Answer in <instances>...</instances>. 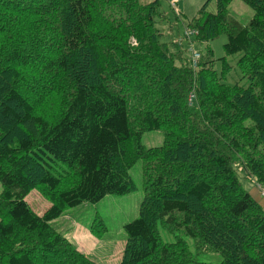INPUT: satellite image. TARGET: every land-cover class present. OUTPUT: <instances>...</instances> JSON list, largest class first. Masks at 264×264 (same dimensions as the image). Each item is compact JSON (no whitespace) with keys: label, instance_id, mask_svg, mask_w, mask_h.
<instances>
[{"label":"trees","instance_id":"trees-1","mask_svg":"<svg viewBox=\"0 0 264 264\" xmlns=\"http://www.w3.org/2000/svg\"><path fill=\"white\" fill-rule=\"evenodd\" d=\"M161 1L0 0V264H97L51 223L133 191L137 161L143 198L119 264H264V210L236 172L264 191V0H240L244 25L232 0L188 20L196 43L225 36L221 76L210 49L193 69L161 41ZM234 55L246 86L223 82ZM151 131L161 146L141 145ZM34 189L50 203L40 216Z\"/></svg>","mask_w":264,"mask_h":264},{"label":"rangeland","instance_id":"rangeland-1","mask_svg":"<svg viewBox=\"0 0 264 264\" xmlns=\"http://www.w3.org/2000/svg\"><path fill=\"white\" fill-rule=\"evenodd\" d=\"M205 3H207V11L215 13L214 0H178V3L175 0L173 11L170 10V5L167 2L162 0L161 6L167 12V21L160 24L158 28L163 33L161 39L163 42L170 43L176 42L178 39L182 40L179 43V48L183 56L188 59L193 51H198L203 55L207 49H210L212 51V59L215 60L214 69L221 76L223 69V61L221 59L226 57L223 50V45L226 41L225 36H221L207 45L194 42L193 37L188 41L183 38L188 20L193 18ZM175 12H179L180 15L175 14ZM228 12L229 17L243 25L248 23L254 14L253 10L240 0H232L229 4ZM239 57L240 55L227 57L226 61L230 68L225 72L223 82L228 84L238 83L246 86L248 80L239 78L241 76L240 70L236 65V60ZM140 143L146 148L159 147L163 144V133L161 131L145 132L141 136ZM236 172L242 188L247 193L252 194L253 188L257 187L264 194V191L255 185L253 180L242 170L236 169ZM129 175L135 184L133 191L125 195H107L95 204L83 203L77 207L67 209L61 217L51 223L57 232L65 238H69L66 239L97 264H119L126 241L124 225L138 217L139 206L143 198L141 161H137L132 166ZM25 200L31 210L39 216L50 206V203L35 189L28 193ZM97 219L102 222L106 229L102 235H100L101 227ZM73 225L77 227V230ZM96 225L99 226V229H95ZM92 227H94V231ZM81 232L87 235H83ZM73 234H77L76 238ZM160 234L162 241L165 243H173L176 240L173 235H169L164 231H160ZM187 241L190 243L191 251H193L192 240L189 239ZM199 261L202 264H219L220 258L218 255L209 254L200 256Z\"/></svg>","mask_w":264,"mask_h":264},{"label":"crops","instance_id":"crops-1","mask_svg":"<svg viewBox=\"0 0 264 264\" xmlns=\"http://www.w3.org/2000/svg\"><path fill=\"white\" fill-rule=\"evenodd\" d=\"M176 2L178 3V0H176ZM179 13V12H178ZM251 197L255 200V202H257L261 208L264 210V194L263 192L259 191V189H257V187L253 188V192L252 194L250 193ZM56 221V220H55ZM73 227L77 230V227L75 225H73ZM83 235H87L84 232H81ZM74 237L76 238L77 234H73ZM67 238V237H66ZM69 239V238H67Z\"/></svg>","mask_w":264,"mask_h":264},{"label":"built area","instance_id":"built-area-1","mask_svg":"<svg viewBox=\"0 0 264 264\" xmlns=\"http://www.w3.org/2000/svg\"><path fill=\"white\" fill-rule=\"evenodd\" d=\"M191 34H192V32H186V33H185V36L188 37V36L191 35ZM190 55H191V57H190V60H191V66H192L193 69H196L197 61H198L199 58H200V54H199L198 52L193 51V52H191ZM193 99H194L193 94H190V95H189V102H191V100H193Z\"/></svg>","mask_w":264,"mask_h":264}]
</instances>
